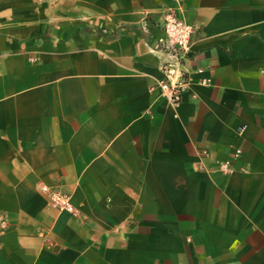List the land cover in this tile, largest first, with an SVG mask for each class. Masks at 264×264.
Returning <instances> with one entry per match:
<instances>
[{
    "label": "crops",
    "instance_id": "obj_1",
    "mask_svg": "<svg viewBox=\"0 0 264 264\" xmlns=\"http://www.w3.org/2000/svg\"><path fill=\"white\" fill-rule=\"evenodd\" d=\"M0 215V264H264V0H0Z\"/></svg>",
    "mask_w": 264,
    "mask_h": 264
},
{
    "label": "built area",
    "instance_id": "obj_2",
    "mask_svg": "<svg viewBox=\"0 0 264 264\" xmlns=\"http://www.w3.org/2000/svg\"><path fill=\"white\" fill-rule=\"evenodd\" d=\"M176 6H179L178 2ZM159 25L163 35L156 39L154 48L166 53L168 58L160 67L161 76L156 81V87L170 104H177L181 101L182 95L189 90L192 82L183 65L185 60L192 55L191 38L197 27L185 21L183 17L177 16L175 9L171 7L163 12ZM200 82L205 83L206 80L202 79ZM238 153L240 150L236 151V154ZM228 165L229 160L223 163L222 167L225 168ZM39 189L46 196L49 205L56 211L75 212L69 192L60 185L49 186L41 183ZM0 226L5 227V220L1 215Z\"/></svg>",
    "mask_w": 264,
    "mask_h": 264
},
{
    "label": "rangeland",
    "instance_id": "obj_3",
    "mask_svg": "<svg viewBox=\"0 0 264 264\" xmlns=\"http://www.w3.org/2000/svg\"><path fill=\"white\" fill-rule=\"evenodd\" d=\"M62 2V1H61ZM43 39H47L46 36H42Z\"/></svg>",
    "mask_w": 264,
    "mask_h": 264
}]
</instances>
